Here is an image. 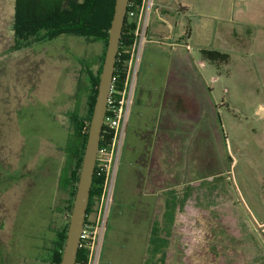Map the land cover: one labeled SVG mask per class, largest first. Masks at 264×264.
<instances>
[{
    "label": "rangeland",
    "instance_id": "374dc122",
    "mask_svg": "<svg viewBox=\"0 0 264 264\" xmlns=\"http://www.w3.org/2000/svg\"><path fill=\"white\" fill-rule=\"evenodd\" d=\"M187 1L189 12L181 11L180 25L164 35L179 39L188 23L189 47L169 55L158 44L153 50L157 70L178 66L184 52L194 58L206 88L200 115L187 116V132L191 120L196 136L176 130L162 137L154 105L138 113L132 103L110 191L113 224L98 264H142L164 192L185 186L169 258L216 264L204 251L217 235L233 237L239 264H264V0ZM13 12L14 0H0V264H49L71 215L61 180L73 167L66 151L72 114L90 116L85 67L99 69L107 42L64 34L13 51ZM225 25L228 42L218 49L229 57L215 66L200 48H217L214 28Z\"/></svg>",
    "mask_w": 264,
    "mask_h": 264
},
{
    "label": "trees",
    "instance_id": "16d2710c",
    "mask_svg": "<svg viewBox=\"0 0 264 264\" xmlns=\"http://www.w3.org/2000/svg\"><path fill=\"white\" fill-rule=\"evenodd\" d=\"M133 1L141 2V0H130V4ZM114 5L115 0H14L13 44L11 50H19L34 43L50 41L64 34L107 42L114 14ZM135 27L136 22L134 20L130 21L128 18L125 20L113 77V82L118 88H122L124 85ZM203 56L215 62H217L218 58L229 57L227 53H222L218 50H203ZM103 59L102 57L97 71L90 66L85 67L92 87L89 100L90 116L83 117L77 111L72 114L74 130L68 139L66 151L73 167L71 166L69 170L64 172L61 180L62 186L70 190L69 204L66 206L68 212H71L79 179ZM112 137L113 134L104 128L100 145L110 144ZM105 178L106 174L97 160L86 222L92 219L91 214L94 213L95 215L104 189ZM188 187L185 186V190L181 192L171 189L164 192L165 202L163 204L164 207L161 208L163 212L151 223L142 264H184L178 259L169 258L168 249L171 245V237L174 233L180 204H183L189 195V192H186ZM67 214L69 217V213ZM109 227L110 222L108 220L107 228ZM67 228L68 220L64 223L63 231L59 232L57 245L51 253L49 264H60ZM232 238L229 236L220 238L217 235L213 236L208 241L210 249H206L204 253L212 255L216 264L241 263L235 254L238 248L234 244L232 245ZM228 239H231V241ZM243 250L245 249L243 248ZM218 253L221 255L219 259L222 263L216 261ZM87 258L88 249L81 246L78 251L76 264L86 263Z\"/></svg>",
    "mask_w": 264,
    "mask_h": 264
},
{
    "label": "crops",
    "instance_id": "0c3cea01",
    "mask_svg": "<svg viewBox=\"0 0 264 264\" xmlns=\"http://www.w3.org/2000/svg\"><path fill=\"white\" fill-rule=\"evenodd\" d=\"M187 2V0H153V6L149 17L147 40L144 42V44L147 43V47L143 51L142 62L140 63L139 60V71L134 84V111L139 113L142 112V108L146 107V109H148L150 106L152 107L154 105L153 108L158 111L154 113L153 119L158 120L157 126L161 132V136L164 138L168 137L172 131L176 130L185 132V134L183 133L184 135H186V133H194L196 136V124L193 121L191 122V120L190 131L187 132V122L189 121L187 116L195 119L193 116L197 115L198 117L200 115L203 105L202 93L203 90L206 91L205 87L203 89L201 88L202 81L200 72L193 66L194 58L192 55L189 56L186 52H184L185 55H183L181 59L177 57L178 66L176 67L169 65L166 70H157L155 67L154 60L156 59V54L154 52L155 50H153V44L159 45L158 50L160 53L169 55L171 51L175 50L174 48L177 49L179 46L182 47L183 44H187L188 42L187 38L190 36L191 26L188 25V23L186 25L182 24L184 25V33H180L179 39H173V37L168 39L167 36L164 35V32L173 28V26L176 27V25H180L175 18L180 15L181 11L185 14L189 12ZM225 22H227V20H225ZM209 28L211 30L210 25ZM214 29L215 34L213 39L216 41L217 48L210 47L212 46L211 43L210 45L201 47L200 55L204 59L206 58L203 56V50L221 51L218 49L220 48L219 46H221L220 43L223 41L224 43L228 42V31H230L228 25H225V27L220 26V28L215 26ZM219 31L222 34L221 36H218L217 32ZM232 34H235V30L231 31V35ZM155 36H157V38H155ZM181 41H183V43ZM165 49H168V51ZM206 61L217 66V63L211 59H206ZM157 74H159V76H157ZM210 90L209 88V91ZM176 134V136H181L180 134L182 133L178 132ZM197 136H199V132ZM181 140L184 142L183 139ZM93 217L94 213L91 214V218ZM112 224L113 223L110 225Z\"/></svg>",
    "mask_w": 264,
    "mask_h": 264
},
{
    "label": "built area",
    "instance_id": "2783aa9c",
    "mask_svg": "<svg viewBox=\"0 0 264 264\" xmlns=\"http://www.w3.org/2000/svg\"><path fill=\"white\" fill-rule=\"evenodd\" d=\"M152 6L153 0H141L139 3L133 1L128 4L126 19L136 22L134 40L131 46L124 85L122 88H118L112 82L108 95L103 129L106 128V131L112 133L113 137L110 144L100 145L97 160L106 174L105 185L94 217L85 222L82 229L80 247L83 246L88 249V258L86 263L81 264H98L99 262L102 241L109 217L110 191L114 181V171L119 159L120 146L126 132L129 110L134 99V84L138 74L141 49L148 35Z\"/></svg>",
    "mask_w": 264,
    "mask_h": 264
},
{
    "label": "water",
    "instance_id": "95a60500",
    "mask_svg": "<svg viewBox=\"0 0 264 264\" xmlns=\"http://www.w3.org/2000/svg\"><path fill=\"white\" fill-rule=\"evenodd\" d=\"M129 2L130 0H115L114 14L109 29L97 95L90 119L87 141L60 264H76L77 262L81 233L86 222L93 177L100 149L107 100L113 82L115 64Z\"/></svg>",
    "mask_w": 264,
    "mask_h": 264
},
{
    "label": "flooded vegetation",
    "instance_id": "af4514ba",
    "mask_svg": "<svg viewBox=\"0 0 264 264\" xmlns=\"http://www.w3.org/2000/svg\"><path fill=\"white\" fill-rule=\"evenodd\" d=\"M51 259V258H50Z\"/></svg>",
    "mask_w": 264,
    "mask_h": 264
}]
</instances>
